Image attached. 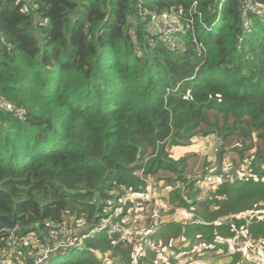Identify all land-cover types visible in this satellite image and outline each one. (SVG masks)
<instances>
[{"label":"trees","instance_id":"16d2710c","mask_svg":"<svg viewBox=\"0 0 264 264\" xmlns=\"http://www.w3.org/2000/svg\"><path fill=\"white\" fill-rule=\"evenodd\" d=\"M167 12L178 17L177 41L146 28ZM211 109L224 117L223 136L248 116L264 145V15L240 0H0V214L16 220L0 223V256L35 251L68 221L83 247L43 264H103L95 251L130 263L119 235L86 233L126 193L144 192L141 167L186 184L190 201L180 185L170 191L175 207H203L201 221L166 224L171 237L202 235L214 251L240 226L261 235L237 216L264 204V152L261 168L250 164L257 176L224 181L206 201L192 195L185 159L169 158L168 146L190 144Z\"/></svg>","mask_w":264,"mask_h":264},{"label":"rangeland","instance_id":"374dc122","mask_svg":"<svg viewBox=\"0 0 264 264\" xmlns=\"http://www.w3.org/2000/svg\"><path fill=\"white\" fill-rule=\"evenodd\" d=\"M240 2L242 3V0H240ZM164 14V16L151 14L149 18H147L146 28L169 42L172 40L177 41L175 33L179 24L178 17L169 12ZM242 118L245 119H242L236 127L237 129L232 130L229 135L223 136L222 134L224 133L223 129L225 124L223 115L209 111L207 122L202 124L197 132L190 137V144L168 146V148L172 149L170 150L171 155H169V158L176 162L179 161L180 158H172L170 156H177L180 151H182L180 149L181 147H190V145H192L195 146L197 150H195L194 147H191V149H188V153L192 151L197 154L193 157H188L189 159L185 160L184 165V173H187L189 175L187 177H190V179H198L199 177L203 178V171L212 165L214 159L219 161L220 157L224 160L223 163H225L226 167L233 170V176L239 178L245 177L246 175L252 177L257 176L252 171L250 164L255 163L253 169L255 167H262L260 164L261 157L258 155L259 152H264V145L260 140L262 131L251 125L248 116H243ZM231 122L232 120H230V123ZM214 129L220 133L219 137L222 139V141H217V144L214 145L217 148L215 151L214 146L209 141L206 148L197 145V142L202 136L205 140H213L217 134L216 132H212ZM214 154H217L216 158L214 157ZM231 155L233 158L230 157ZM255 155L256 161H254ZM229 159H231V162L228 164ZM139 172L144 173L143 167L139 169ZM161 173V176H147V178L155 183L154 187L157 191V195H154V191H152L149 193L148 197H143V199H130L127 213L123 214L121 217L123 224L128 230H126L125 233L119 234L117 237L118 241L121 242L119 248L126 250V246L128 245L130 255L127 257L131 258V262L126 263L121 261L118 258V255L114 254L113 251H107L104 253L95 251V253L99 254L101 257L103 264H214L215 262L216 264H261V262H264V232L261 231L264 229V204L262 202L254 204L252 208L248 209V211L246 210V212L237 216L247 219V224L249 223V225L255 222L257 230L261 235L253 234L250 231L249 226L247 232L246 225L240 226L234 236L229 237L227 233L230 239L228 243L231 245L228 254L226 252H215L204 248L205 245L212 248L215 245L212 243L196 244L197 246H194L193 250H186L185 248L190 244L189 240L184 239L183 235H180L177 238L171 237V234L164 231L163 227H160L161 230L164 231L163 235L158 237V245H155L153 241L150 240L149 235L153 234L154 231L164 223L171 221H179L180 223L194 222L192 220L193 213L187 212L188 216H181L180 213L184 211L178 210L174 213L170 211L171 207L168 204L167 198L164 200L160 195V188L158 186L162 179H159L158 177L170 176L172 174H166L165 172ZM139 175L142 177L140 173ZM163 182L170 184L173 183L172 180L167 179H163ZM152 185L153 183H151V187ZM196 185H200V192H208V188L204 185V182L202 185L201 183L197 184L196 182ZM185 190L186 188L184 187L182 192ZM194 190L195 186L191 193H193ZM185 193L188 194V191ZM185 193L184 197L187 199L188 197ZM128 195L129 193H126L123 197ZM208 195L209 192L206 193L204 199L202 198V201H206ZM187 201L190 200L187 199ZM177 205L179 206L178 203ZM172 206H176V204H173ZM194 207L195 216L202 219L201 216L204 213L203 207L198 206L197 204H194ZM211 208L216 210L217 206L213 203ZM154 211L157 215H151ZM165 212L170 217V220L166 222L164 221L169 218L163 216ZM150 221H152V223H150ZM230 221L231 219L229 216L223 219L224 223H229ZM63 224H68V234L79 232V230L72 226V222L68 223V221H66ZM66 226L67 225H65L64 228H60V231H64ZM30 237V235L24 237L27 244L31 243ZM176 247L178 249H184L183 252L177 254L178 251H175ZM72 252L76 253L77 251ZM151 254L154 255V258L152 259L153 263L144 261V258H150ZM216 255H220V257L216 259ZM253 259H255L256 263L253 262ZM225 260L227 261L226 263ZM65 261L66 259L63 257L60 264ZM172 261H175V263H172Z\"/></svg>","mask_w":264,"mask_h":264},{"label":"crops","instance_id":"0c3cea01","mask_svg":"<svg viewBox=\"0 0 264 264\" xmlns=\"http://www.w3.org/2000/svg\"><path fill=\"white\" fill-rule=\"evenodd\" d=\"M209 111H212V112H217L216 110H213V109H211V110H207L206 112L208 113ZM202 124H205V123H202ZM202 124H200V126L202 125ZM199 126V127H200ZM210 131V130H209ZM214 140V141H213ZM213 140H205V138L202 136L201 138H200V140L197 142V145H200V146H202V147H207V144H208V141L214 146V145H216L217 143V141H222V139H221V137H219L217 134H216V137H214L213 138ZM214 142V143H213ZM191 147H194L195 148V146H192V145H190V147L188 146V147H181L180 149L182 150V151H180V153L177 155V156H170V157H172V158H180V159H182V158H184L185 160H187V159H189L188 157H193V156H195V154H197V153H195V152H190V153H188V149L190 148L191 149ZM217 148H216V146H214V151L216 150ZM170 150H172L171 148H168V151H169V155H171V152H170ZM195 150H197L196 148H195ZM220 150V149H219ZM214 157L216 158L217 157V154H214ZM231 158H233V156L231 155L230 156ZM223 159H221V157H220V160L219 161H216V159H214L213 161H212V165L209 167V168H206V170H204L203 171V178H198V179H190V177H187V176H189L187 173H184V177L189 181V180H191V181H194L195 182V184H194V186H195V190L193 191V193H192V195L195 197V199L196 200H198V201H202V199H201V194H200V185H196V182H197V184L198 183H201V185H202V183L204 182V185L208 188V192H209V195H208V197L207 198H209L210 197V194H212L215 190H216V188L222 183V182H224V181H234V180H236L237 178H239V177H236V176H233V170L232 169H228L227 167H226V165H225V163H223ZM231 162V159H229V161H228V164ZM236 163V162H235ZM210 164V163H209ZM243 170H244V168H243ZM241 171V170H240ZM146 177H147V175H145ZM169 177H171V179H172V181H173V183L172 184H170V183H166V182H163V179L159 182V188H160V195L164 198V200H165V198H167V200H168V204L170 205V207H171V209H170V211L172 212V213H174V212H176V211H178V210H180V211H184V212H181L180 213V215L181 216H188V213H193L194 215H193V217H192V220L194 221V222H192V223H183V224H188V225H192L193 223H195V222H197V221H201L202 219H200V218H198V217H196L195 216V213H194V211H195V207H194V205L193 206H191L190 208H181V207H175V206H172L173 204H176L177 202H175V201H172L171 200V197H170V191L172 190V188L174 187V186H176V185H180V187L182 188V189H184V187L186 188V184H184V183H179L177 180H175V176L172 174V176H169ZM147 180L150 182V183H153V185H152V187H150V188H148L147 187V181L145 180V179H143V181L145 182V184H146V187H144V192L142 193V194H139V192H137V193H132V194H130V196H128L129 197V199L127 200V205H126V208L128 209V205H129V202H130V199H136V200H139V199H143V197H148L149 196V193H151L152 191H154V195H157V191H156V189H155V187H154V182L151 180V179H149V178H147ZM200 181V182H199ZM193 189V188H192ZM182 191V190H181ZM188 190H185L184 192H182L183 194L185 193V192H187ZM186 195H187V199L188 200H190V196L187 194V193H185ZM206 198V199H207ZM204 199V198H203ZM125 208V209H126ZM188 212V213H187ZM127 213V212H126ZM125 212H124V214H126ZM153 214H155V215H157V213L154 211V212H152L151 213V215H153ZM163 216H165V217H168L169 219H167V220H165L164 222H166V221H168V220H170V217L166 214V212H165V214L163 215ZM163 222V223H164ZM150 223H152V221H150ZM169 223H180L179 221H171V222H168V223H164L163 225H161V226H159L155 231H154V233H156V232H158L159 230H161V228L163 227L164 228V226L166 225V224H169ZM180 224H182V223H180ZM147 227V226H146ZM150 227H152V226H150ZM161 227V228H160ZM151 231V230H150ZM178 237V236H177ZM177 237H175V238H177ZM183 237H184V239H187V240H189V242H190V244L185 248L186 250H188V249H190V250H193V247L194 246H197L196 244H200V243H207V242H209L208 240H204V239H202V235H200V236H198V240L199 241H192L190 238H188V237H185L184 235H183ZM223 237V238H222ZM230 239H229V237H228V235H227V233H224L223 234V236H221L220 238H218V241H219V243H222V244H224V247H222V246H220V247H217V248H215L214 249V251L215 252H220V251H222V252H226L227 254H228V252H229V250H230V247H231V245L228 243V241H229ZM156 245H158V244H156ZM205 249H208V248H210L209 246H206L205 245V247H204ZM183 250L184 249H181V248H177L176 247V250L175 251H178L177 252V254H180L181 252H183ZM200 250V249H199ZM198 250V251H199ZM214 252V253H215ZM217 257H216V259L217 258H219L220 257V255H216ZM236 261H238V260H236ZM227 261L225 260V263H226ZM153 263V262H152ZM172 263H175V261L173 262L172 261ZM214 264H216V262L214 263ZM241 264V263H240Z\"/></svg>","mask_w":264,"mask_h":264},{"label":"built area","instance_id":"2783aa9c","mask_svg":"<svg viewBox=\"0 0 264 264\" xmlns=\"http://www.w3.org/2000/svg\"><path fill=\"white\" fill-rule=\"evenodd\" d=\"M242 6L249 9L255 14L264 15V8L260 9L258 6L250 5L247 0H242ZM246 11V10H245ZM247 12V11H246ZM147 181V187H151V183L147 180L144 173L139 172ZM208 190V189H207ZM206 193L201 191V199L205 198ZM130 196V194L128 195ZM123 197L119 203L114 206L107 215L103 216L92 228L87 231V235H93L97 232L104 231L107 235H119L128 230L121 219L124 214V209L127 205L129 197ZM61 228H64L61 227ZM84 245V235L78 233L68 234V226L64 231H60V227H52L49 229L48 236L44 243H36V250L25 253L20 249H15L13 246L8 248L6 252L0 256V264H26L30 256L34 257L33 264H43L51 256L58 254H65L66 251L72 247L80 248ZM254 263L255 259H253ZM264 264V262H261Z\"/></svg>","mask_w":264,"mask_h":264},{"label":"water","instance_id":"95a60500","mask_svg":"<svg viewBox=\"0 0 264 264\" xmlns=\"http://www.w3.org/2000/svg\"><path fill=\"white\" fill-rule=\"evenodd\" d=\"M0 223L11 228H14L16 226L15 218L9 219L8 216L3 214H0Z\"/></svg>","mask_w":264,"mask_h":264},{"label":"clouds","instance_id":"9594fccd","mask_svg":"<svg viewBox=\"0 0 264 264\" xmlns=\"http://www.w3.org/2000/svg\"><path fill=\"white\" fill-rule=\"evenodd\" d=\"M59 255H61V254H59Z\"/></svg>","mask_w":264,"mask_h":264}]
</instances>
